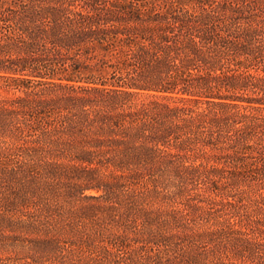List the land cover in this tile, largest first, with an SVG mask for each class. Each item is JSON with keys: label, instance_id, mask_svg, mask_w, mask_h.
<instances>
[{"label": "trees", "instance_id": "obj_1", "mask_svg": "<svg viewBox=\"0 0 264 264\" xmlns=\"http://www.w3.org/2000/svg\"><path fill=\"white\" fill-rule=\"evenodd\" d=\"M0 264H264V0H0Z\"/></svg>", "mask_w": 264, "mask_h": 264}]
</instances>
